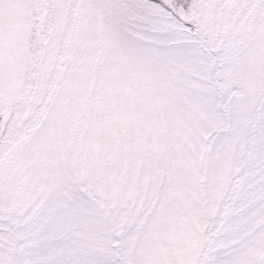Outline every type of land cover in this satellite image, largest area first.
Listing matches in <instances>:
<instances>
[{
	"label": "snow or ice",
	"instance_id": "1",
	"mask_svg": "<svg viewBox=\"0 0 264 264\" xmlns=\"http://www.w3.org/2000/svg\"><path fill=\"white\" fill-rule=\"evenodd\" d=\"M0 264H264V0H0Z\"/></svg>",
	"mask_w": 264,
	"mask_h": 264
}]
</instances>
